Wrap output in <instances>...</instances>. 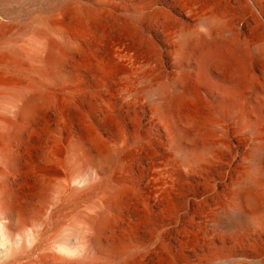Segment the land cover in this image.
Listing matches in <instances>:
<instances>
[{
	"label": "rangeland",
	"instance_id": "374dc122",
	"mask_svg": "<svg viewBox=\"0 0 264 264\" xmlns=\"http://www.w3.org/2000/svg\"><path fill=\"white\" fill-rule=\"evenodd\" d=\"M0 15V264H264V200L241 192L252 175L264 188V0H16ZM214 30L248 52L232 108L228 65L188 46ZM22 92L39 95L29 111Z\"/></svg>",
	"mask_w": 264,
	"mask_h": 264
},
{
	"label": "bare ground",
	"instance_id": "6f19581e",
	"mask_svg": "<svg viewBox=\"0 0 264 264\" xmlns=\"http://www.w3.org/2000/svg\"><path fill=\"white\" fill-rule=\"evenodd\" d=\"M0 1L3 4H10L16 0H0ZM215 15L211 16L208 20L212 19L211 21H215L218 24V25L217 24L216 25L219 26V28L222 31L223 30L225 31V29L227 28L226 23L224 24L221 21L219 15H217V16H215ZM211 21H208V23H211ZM216 28L218 29V27H216ZM5 30H6V26L0 25V39L1 38L3 39ZM224 31H223V33H224ZM218 32H220V31H218ZM216 34H217L216 31L214 34L211 33L210 37H208L204 34H196L190 40H188L189 41L188 46L195 48L197 51H200L201 53H203L202 51H204L206 48H210V52L208 50V53L206 52L207 53L206 55H202V56H204V57H202L203 58V64H205L208 60H211L215 64H219V65L225 64L226 66L227 65L229 66V67L227 66V68L229 70H227V73H226V77L228 79V80L227 79L226 80L229 81L230 84H229V88H228L229 90L227 91L228 94H227L226 98L224 99V101H225V103H227L232 108V107L239 105V103H240V96L237 94V89L240 87V85L243 83V80H244V78H243L244 75L242 74L243 72H241L244 67L241 64H240L241 65L240 66L239 62L240 61L244 62L247 59L248 52H247V48L240 46L236 39H232V38L229 39V38L224 37V35H223V37H221L220 34L219 35H216ZM242 64H245V62ZM225 65H221V66H224L225 71H226ZM241 68H242V70H241ZM200 87H201V85L198 83L186 81L187 92L190 93L191 95H193L194 99L198 103L201 102L200 101L201 98L199 97ZM22 93H24L23 95L25 96V103L20 108V110L29 111L32 102L37 100L39 95L37 93H34V94H29L27 92H22ZM159 111L163 112L165 114V116H167V118H170L169 116H171L174 112V100L171 98H167L165 104L159 108ZM206 119H207V116L200 119V120H197L195 127L193 129L183 130V131H181V134L190 135L191 132H193V131H196V132L200 131L201 130L200 126L204 124ZM262 150H263V148H262ZM258 153H259V151H258ZM241 192L247 196L246 199L249 200L250 203H252L253 205L258 204L261 201V199L264 200V188L262 185V179L259 180L256 177H254V175L249 176L248 178H246L244 185L241 188ZM225 221L227 222L230 220L225 219ZM11 226L13 228H16V223H13Z\"/></svg>",
	"mask_w": 264,
	"mask_h": 264
},
{
	"label": "water",
	"instance_id": "95a60500",
	"mask_svg": "<svg viewBox=\"0 0 264 264\" xmlns=\"http://www.w3.org/2000/svg\"><path fill=\"white\" fill-rule=\"evenodd\" d=\"M2 18H4V19H8L10 16L9 15H0ZM13 218L14 219H16V220H19L17 217H16V215L15 214H13ZM82 261H78V263H81Z\"/></svg>",
	"mask_w": 264,
	"mask_h": 264
}]
</instances>
